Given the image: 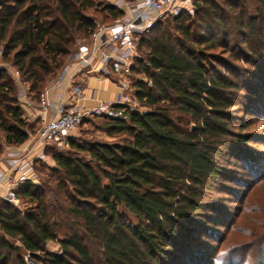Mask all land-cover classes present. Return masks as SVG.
<instances>
[{
  "label": "trees",
  "instance_id": "obj_1",
  "mask_svg": "<svg viewBox=\"0 0 264 264\" xmlns=\"http://www.w3.org/2000/svg\"><path fill=\"white\" fill-rule=\"evenodd\" d=\"M193 4L141 37L147 53L132 72L151 81L134 87L148 110L99 117L113 140L70 136L69 151L53 153L54 183L18 187L30 206L0 201V264H29L25 252L42 264H203L195 234L223 215V180H234L225 164L246 150L245 112L264 97V0L254 13L248 0ZM98 6L114 22L124 15L96 0H0V160L4 145L22 146L38 125L10 67L38 101L96 32L87 11Z\"/></svg>",
  "mask_w": 264,
  "mask_h": 264
},
{
  "label": "rangeland",
  "instance_id": "obj_2",
  "mask_svg": "<svg viewBox=\"0 0 264 264\" xmlns=\"http://www.w3.org/2000/svg\"><path fill=\"white\" fill-rule=\"evenodd\" d=\"M96 2H101L104 5L113 4L112 0H96ZM248 4L254 13L257 7L255 0H248ZM87 13L96 19L98 26L93 36L78 41L71 55L73 58L81 46H92L96 34L104 26L114 22L101 6L92 8ZM170 19L168 16L161 17L164 24ZM142 36H139L137 42V58H144L147 53V48L140 45ZM3 63L0 58V65ZM133 63L135 64V59ZM242 65L247 71L252 69L244 66L245 64ZM143 77L138 74L133 75L132 72L129 82L133 89ZM30 96L32 97V95ZM139 104L140 106L137 107L139 112L148 110L141 102ZM262 105L264 106V97L261 96L252 104L251 110L248 113L245 112L246 118L251 121L250 127L246 130L250 137V143L244 144L243 147L246 150L240 151V155L229 157L231 162L225 164L234 180H223L226 188L223 193L219 194L222 198L220 202L218 201L222 205L223 215H212L211 217L215 218H211L212 224H208L205 232L195 234L197 240L192 249L198 257L203 258V264H264V107ZM104 119L94 117L85 121L72 132L71 138L81 141L113 140L115 137L109 136L101 128ZM34 127L36 132L38 125ZM3 141L4 138L1 136V142ZM10 147L13 146L4 145L2 158ZM69 149V145L44 146L43 157L31 160L33 166L30 173L32 174L31 181L38 186L47 181L51 184L54 183L51 168L56 167V161L53 158V153L67 152ZM3 200L6 201L3 196L0 197V201ZM13 205L23 209L30 206L25 199H19L17 204ZM207 232H209L208 235ZM46 249L49 252L62 253L61 244L57 240H48ZM25 259L29 264H42L35 261L26 252Z\"/></svg>",
  "mask_w": 264,
  "mask_h": 264
},
{
  "label": "built area",
  "instance_id": "obj_3",
  "mask_svg": "<svg viewBox=\"0 0 264 264\" xmlns=\"http://www.w3.org/2000/svg\"><path fill=\"white\" fill-rule=\"evenodd\" d=\"M194 0H112L113 4L122 9L125 16L104 26L95 36L92 47L81 46L75 56L78 67L91 66L95 55L100 54L101 69L90 68V72L97 77H113L119 92L114 99L99 100L89 106H77L60 101L56 106L52 105L48 98V92L41 93L40 105L45 109H53L55 115L43 118L36 133L28 140L25 147L8 150L3 159L6 163L4 169H0V186L4 189V199L17 204L19 198L17 189L20 185L32 180L31 155L35 153L37 145H68L72 132L78 129L87 119L94 117H106L114 120H127L131 112L139 111V100L135 90L130 85L129 77L132 75L133 60L138 49L137 42L141 35L148 33L160 16L178 15L183 10L193 11ZM3 56V47L0 45V58ZM77 67V68H78ZM11 76L20 83V88L25 84L20 82V72L10 67ZM66 68L62 70L56 83L60 84L61 77ZM99 74V75H98ZM144 81L151 84L143 77ZM25 88H22L21 96L27 97ZM29 92V89L27 90ZM24 98V99H25ZM40 156L39 158H42Z\"/></svg>",
  "mask_w": 264,
  "mask_h": 264
},
{
  "label": "crops",
  "instance_id": "obj_4",
  "mask_svg": "<svg viewBox=\"0 0 264 264\" xmlns=\"http://www.w3.org/2000/svg\"><path fill=\"white\" fill-rule=\"evenodd\" d=\"M95 41V39H94ZM93 41V43H94ZM92 43V45H93ZM89 47H92L91 45ZM95 60L91 66L86 68L78 67L75 57H71L69 63L66 65V72L61 77L60 84L56 83V79L49 83L46 88L48 98L52 105L56 106L61 100L67 104L77 105V106H89L96 103L99 100L114 99L116 98L119 88L116 84V79L112 77H97V74L90 72V68L95 70L101 69L100 54L95 55ZM78 67V68H77ZM99 75V74H98ZM25 88V93L27 97H22L21 91ZM28 86L24 85L20 88L21 104L25 113V116L31 123L38 124V127L42 123L43 118H49L55 115L53 109L45 110L41 105L40 101L33 100L30 96L31 94L27 92ZM25 98V99H24ZM24 100V101H23ZM27 141L20 147H25L28 145ZM44 146L37 145L35 148V153L30 157L31 160L39 159L40 156L44 154ZM18 149L17 147H10L8 150ZM6 163L2 158L0 160V169H4ZM4 195V189L0 186V197Z\"/></svg>",
  "mask_w": 264,
  "mask_h": 264
}]
</instances>
